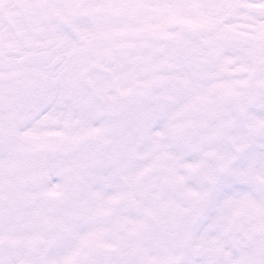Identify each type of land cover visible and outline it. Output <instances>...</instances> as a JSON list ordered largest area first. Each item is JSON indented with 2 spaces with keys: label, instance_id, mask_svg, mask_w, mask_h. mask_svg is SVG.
Segmentation results:
<instances>
[{
  "label": "snow or ice",
  "instance_id": "1",
  "mask_svg": "<svg viewBox=\"0 0 264 264\" xmlns=\"http://www.w3.org/2000/svg\"><path fill=\"white\" fill-rule=\"evenodd\" d=\"M0 264H264V0H0Z\"/></svg>",
  "mask_w": 264,
  "mask_h": 264
}]
</instances>
